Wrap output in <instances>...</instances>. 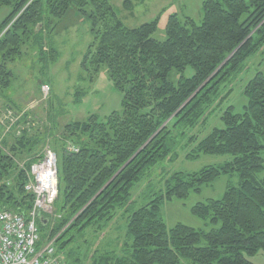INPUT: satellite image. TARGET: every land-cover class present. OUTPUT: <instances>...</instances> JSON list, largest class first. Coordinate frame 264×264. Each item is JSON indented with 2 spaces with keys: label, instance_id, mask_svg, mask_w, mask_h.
<instances>
[{
  "label": "trees",
  "instance_id": "trees-1",
  "mask_svg": "<svg viewBox=\"0 0 264 264\" xmlns=\"http://www.w3.org/2000/svg\"><path fill=\"white\" fill-rule=\"evenodd\" d=\"M124 5L131 8V1ZM3 6L11 10L0 21V89L10 87L14 74L8 64L21 54L26 39L34 37L41 60L56 61L59 54L45 48L44 32L75 6L90 20L94 34L81 61L80 78L93 83L104 70L123 94L120 111L106 119L90 114L69 122L60 137L50 136L51 130L33 133L27 127L18 136L16 131L10 136L11 131L0 140V210L26 216L34 196L26 191V172L14 157H26L29 166L41 158L48 142L56 151L59 184L54 213L60 216L51 234L64 229L57 239L60 251L74 240L65 239L70 230L82 234L88 227L108 225L151 167L177 157L171 152L175 128L204 122L221 83L264 44V0H205L200 24L190 17L182 22L176 14L169 16L164 41L152 36L157 19L126 27L110 0H0ZM188 67L194 71L191 77L184 74ZM173 69L181 73L177 84L169 78ZM84 94L77 88L75 101ZM244 94L245 112L234 113L228 107L221 116L225 127L214 128L188 154L232 158L197 172H175L166 181L165 192L129 216L132 252L121 257L103 254L91 264H184L182 258H190L192 264H255L250 258L264 251V177L256 175L264 168V74L249 80ZM69 142L79 150H67ZM233 172L239 175L238 186H228L220 199L192 208L201 218L219 223V228L205 232L177 224L167 230L160 215L164 200L200 191ZM37 224L43 242L49 229L42 220ZM202 238L206 246L198 245Z\"/></svg>",
  "mask_w": 264,
  "mask_h": 264
},
{
  "label": "rangeland",
  "instance_id": "rangeland-1",
  "mask_svg": "<svg viewBox=\"0 0 264 264\" xmlns=\"http://www.w3.org/2000/svg\"><path fill=\"white\" fill-rule=\"evenodd\" d=\"M110 1L126 27H137L146 21L157 19L158 26L152 36L164 41L167 38L166 25L169 16L176 14L182 22L190 17L200 24L203 20L205 0H130L131 8H126L124 5L126 0ZM245 1L250 3V0ZM10 10L9 6L0 8V21L9 14ZM247 14H244L242 20ZM55 24L56 27L52 30ZM55 24L49 25L44 32V45L45 48H54L58 52L56 61L41 60L34 37L26 39L21 46V54L9 61L8 67L13 71L14 77L10 87L2 91V96L9 100L8 104H12L15 109L23 108L24 104L32 100L39 101L42 83L50 84L51 93L48 100L43 101L42 96L41 102L31 108L34 113L32 111L24 113L29 114V116L25 115L28 116L30 123L28 126L35 125L33 133L51 130L50 136L56 134L55 136L60 137L63 126L69 122L83 120L90 114H97L100 119H106L113 111H120L123 94L114 87L104 70L99 72L93 83L80 78L83 55L94 41L90 20L72 6ZM193 73V69L188 67L184 74L191 77ZM258 73L264 74V44L257 53L243 62L240 71L221 83L218 95L205 112L204 122L201 121L195 127L175 128L171 152L177 157L174 159L166 157L151 167L133 186L129 200L116 209L115 216L108 225L102 228L88 227L82 234H78L74 228L65 235V239L74 237V240L61 251L66 264H91L103 254H114L118 257L130 254L132 238L128 235L127 224L133 211L165 192L166 181L175 172H197L206 166L219 165L230 160L232 158L230 155L202 153L196 158H190L188 154L214 128L225 127L221 116L228 107L232 106L234 113L245 112L247 98L244 88ZM169 75L170 80L177 84L181 73L173 69ZM79 87L84 89L85 94L79 102H76L74 94ZM228 93L229 96L221 101V98ZM21 97L25 100L23 104ZM13 115L16 116L15 113ZM10 123L12 127L6 135L12 131L11 136L16 131L15 135L18 136L26 129L23 126V119L20 123H12L11 120L5 122L7 127ZM4 137V133L0 134V138ZM51 139L52 137L49 138ZM261 141L264 143V138H261ZM47 146H50L49 142L45 147ZM262 157L264 158V150ZM25 158L14 157L19 166L25 163ZM256 175L258 178H263L264 168ZM239 180L237 172L222 174L216 180L203 185L200 191H190L185 197L164 200L160 206V215L167 230L170 231L177 224L205 232L219 228V223L214 224L210 219L201 218L193 213L192 208L197 203L220 199L227 187L238 186ZM198 245L206 246V239L202 238ZM250 260L255 264H264V251H260ZM181 261L184 264H192L190 258H182Z\"/></svg>",
  "mask_w": 264,
  "mask_h": 264
},
{
  "label": "built area",
  "instance_id": "built-area-1",
  "mask_svg": "<svg viewBox=\"0 0 264 264\" xmlns=\"http://www.w3.org/2000/svg\"><path fill=\"white\" fill-rule=\"evenodd\" d=\"M44 96L49 85L42 86ZM70 151H78L69 145ZM27 175L26 191L33 194V208L26 216L10 210H0V264H65L57 252L60 232L41 243L37 220L41 215H53L58 195V165L56 152L47 146L41 158L29 167L20 165ZM53 228V220L49 219Z\"/></svg>",
  "mask_w": 264,
  "mask_h": 264
},
{
  "label": "crops",
  "instance_id": "crops-1",
  "mask_svg": "<svg viewBox=\"0 0 264 264\" xmlns=\"http://www.w3.org/2000/svg\"><path fill=\"white\" fill-rule=\"evenodd\" d=\"M68 13V12H67ZM66 13V14H67ZM42 28V25H39L38 26V30H40ZM1 91H0V115H1V113L3 112V111H5V110H10L11 112L13 111V112H15L16 114H18L20 111H27L28 113L30 112L29 110H26L27 108H29V106L31 105V103L34 101V100H32L30 103H28V104H24V106H23V108H18V109H15L13 106H11L12 104H8L9 103V100H6L5 98H3V96H2V89H0ZM20 101V99H18V101L17 102H19ZM21 101H22V104L23 103H25V100H23L22 99V97H21ZM27 120V122L25 123V121ZM25 120V118H23V126L25 127L26 125L28 126L30 123L28 122V119H26ZM5 131V126L3 125V124H1L0 123V134H2V133H5L4 132Z\"/></svg>",
  "mask_w": 264,
  "mask_h": 264
},
{
  "label": "water",
  "instance_id": "water-1",
  "mask_svg": "<svg viewBox=\"0 0 264 264\" xmlns=\"http://www.w3.org/2000/svg\"><path fill=\"white\" fill-rule=\"evenodd\" d=\"M132 159H133V157H132V158H131V159H130V160H129V161H128L123 167H122V169H123V168H124V167H125V166H126L131 160H132ZM120 171H121V170H120ZM120 171H119V172H120ZM119 172H118V173H119ZM118 173H117V174H118ZM43 221H44V220H43ZM44 222H46V220H45Z\"/></svg>",
  "mask_w": 264,
  "mask_h": 264
}]
</instances>
